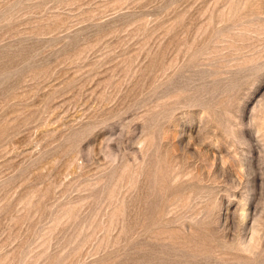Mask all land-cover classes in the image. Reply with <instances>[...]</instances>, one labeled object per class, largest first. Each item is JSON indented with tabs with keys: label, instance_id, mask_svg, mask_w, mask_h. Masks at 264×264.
Returning a JSON list of instances; mask_svg holds the SVG:
<instances>
[{
	"label": "rangeland",
	"instance_id": "rangeland-1",
	"mask_svg": "<svg viewBox=\"0 0 264 264\" xmlns=\"http://www.w3.org/2000/svg\"><path fill=\"white\" fill-rule=\"evenodd\" d=\"M0 264H264V0H0Z\"/></svg>",
	"mask_w": 264,
	"mask_h": 264
}]
</instances>
